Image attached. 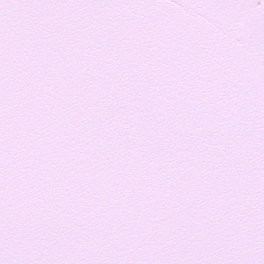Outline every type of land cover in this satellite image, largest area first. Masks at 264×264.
Wrapping results in <instances>:
<instances>
[{"label": "snow or ice", "instance_id": "1", "mask_svg": "<svg viewBox=\"0 0 264 264\" xmlns=\"http://www.w3.org/2000/svg\"><path fill=\"white\" fill-rule=\"evenodd\" d=\"M0 264H264V0H0Z\"/></svg>", "mask_w": 264, "mask_h": 264}]
</instances>
